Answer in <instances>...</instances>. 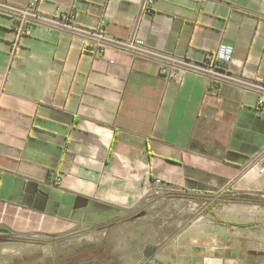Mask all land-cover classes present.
Returning a JSON list of instances; mask_svg holds the SVG:
<instances>
[{
    "label": "crops",
    "instance_id": "1",
    "mask_svg": "<svg viewBox=\"0 0 264 264\" xmlns=\"http://www.w3.org/2000/svg\"><path fill=\"white\" fill-rule=\"evenodd\" d=\"M144 2L0 0V264L169 193L219 195L187 264L262 262L264 0ZM221 45L231 62L206 69Z\"/></svg>",
    "mask_w": 264,
    "mask_h": 264
},
{
    "label": "rangeland",
    "instance_id": "2",
    "mask_svg": "<svg viewBox=\"0 0 264 264\" xmlns=\"http://www.w3.org/2000/svg\"><path fill=\"white\" fill-rule=\"evenodd\" d=\"M169 194L142 209L119 211L81 227L70 236L48 239L41 244L44 253L30 264H187L193 244L209 246V238L200 232L210 229L211 220L203 215L216 206L219 195ZM193 226L197 229L189 232ZM256 232L261 239L245 246L264 264V229Z\"/></svg>",
    "mask_w": 264,
    "mask_h": 264
},
{
    "label": "built area",
    "instance_id": "3",
    "mask_svg": "<svg viewBox=\"0 0 264 264\" xmlns=\"http://www.w3.org/2000/svg\"><path fill=\"white\" fill-rule=\"evenodd\" d=\"M35 3L33 2L29 5V8L26 10H15L16 11V18H14L11 28L16 34V46L17 42L29 31V27L27 26L28 18L30 15H33L36 19H39L38 15L32 14L30 12L31 9L35 7ZM153 4V0H145L143 5V11L146 13L151 14V6ZM62 17H68L69 19H75V15L73 12H69V14H63ZM100 31H104V27L102 26L100 28ZM98 35V34H97ZM98 36H101L99 34ZM102 37V36H101ZM103 38V37H102ZM234 49L231 45H221L217 48L216 51L213 53H209L205 56V59L203 61V66L208 70H215L219 69L221 67L227 66L232 58H233ZM160 76L164 78L167 81H173L175 83H181L182 76L179 70H177L172 65H161L160 67ZM214 86H211L213 88ZM257 107L260 111L264 112V90L261 91L260 97L257 101ZM264 151V150H263ZM260 173L264 176V163L260 167ZM62 176H58L55 180V183H60ZM157 184H160V180L155 181Z\"/></svg>",
    "mask_w": 264,
    "mask_h": 264
}]
</instances>
